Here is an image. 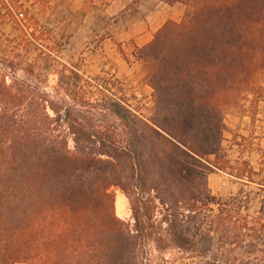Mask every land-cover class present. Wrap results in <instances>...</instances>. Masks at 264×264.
Wrapping results in <instances>:
<instances>
[{
  "label": "trees",
  "instance_id": "1",
  "mask_svg": "<svg viewBox=\"0 0 264 264\" xmlns=\"http://www.w3.org/2000/svg\"><path fill=\"white\" fill-rule=\"evenodd\" d=\"M156 1L186 11L137 49L149 116L111 102V126L88 129L0 79V264H146L150 243L205 255L213 232L218 249L239 244L230 232L246 224L249 196L223 201L208 176L228 99L264 72V0ZM114 190L131 223L116 217Z\"/></svg>",
  "mask_w": 264,
  "mask_h": 264
},
{
  "label": "rangeland",
  "instance_id": "2",
  "mask_svg": "<svg viewBox=\"0 0 264 264\" xmlns=\"http://www.w3.org/2000/svg\"><path fill=\"white\" fill-rule=\"evenodd\" d=\"M185 11L182 4L168 6L156 0H0V79L34 89L61 117L69 113L88 129L111 126V102L126 103L149 116L153 91L146 84V67L136 58L137 49L148 44L165 22H180ZM260 80L264 81V72L228 99L224 120L227 113L246 111L251 94H264V89L255 87ZM59 131L67 133L64 121ZM248 146L243 147L245 158L236 164H229L222 151L217 168L208 176L212 194L223 201L249 196V205L241 210L246 224L230 232L239 244L226 243L218 249L214 232L198 244L205 255L172 247L158 251L150 243L146 264H264V209L260 208L264 160L260 171L253 173ZM225 169L227 176L220 173ZM114 194L116 217L131 223L127 198L119 190Z\"/></svg>",
  "mask_w": 264,
  "mask_h": 264
},
{
  "label": "crops",
  "instance_id": "3",
  "mask_svg": "<svg viewBox=\"0 0 264 264\" xmlns=\"http://www.w3.org/2000/svg\"><path fill=\"white\" fill-rule=\"evenodd\" d=\"M255 87L263 90L264 81H257ZM245 108L247 110L242 113L226 114L222 151L229 164H236L245 158L243 147L247 143L250 146V168L255 173L260 171L264 160V94H251L250 101H245ZM220 173L227 176L226 169Z\"/></svg>",
  "mask_w": 264,
  "mask_h": 264
},
{
  "label": "bare ground",
  "instance_id": "4",
  "mask_svg": "<svg viewBox=\"0 0 264 264\" xmlns=\"http://www.w3.org/2000/svg\"><path fill=\"white\" fill-rule=\"evenodd\" d=\"M116 206L118 207L119 210L121 209V197L117 199Z\"/></svg>",
  "mask_w": 264,
  "mask_h": 264
}]
</instances>
